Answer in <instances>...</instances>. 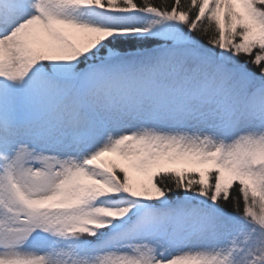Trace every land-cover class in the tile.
I'll use <instances>...</instances> for the list:
<instances>
[{
	"label": "snow or ice",
	"instance_id": "obj_1",
	"mask_svg": "<svg viewBox=\"0 0 264 264\" xmlns=\"http://www.w3.org/2000/svg\"><path fill=\"white\" fill-rule=\"evenodd\" d=\"M0 264H264V0H0Z\"/></svg>",
	"mask_w": 264,
	"mask_h": 264
}]
</instances>
